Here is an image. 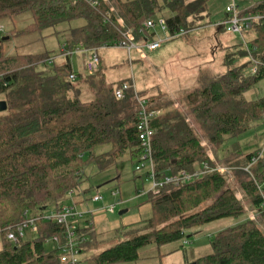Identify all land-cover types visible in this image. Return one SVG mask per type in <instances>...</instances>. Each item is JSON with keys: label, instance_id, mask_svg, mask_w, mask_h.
<instances>
[{"label": "trees", "instance_id": "1", "mask_svg": "<svg viewBox=\"0 0 264 264\" xmlns=\"http://www.w3.org/2000/svg\"><path fill=\"white\" fill-rule=\"evenodd\" d=\"M109 1L97 0V5L91 7L84 1L0 0V21L31 14L32 21L21 31L10 29L4 33L9 40L14 35H31L62 22L82 19L85 25L70 30L67 46L93 49L116 45L126 32L135 41L140 40L138 32L144 22L161 10L156 0H117L116 13L111 11ZM163 1L170 12L165 19L167 31L174 34L180 29H194L205 18L209 0ZM247 13L264 16V1L240 10V15ZM252 29L255 37L249 44L257 48V57L264 62V20ZM6 40L0 38V98L6 103V110L0 112V264H62L55 250L45 249L47 238L62 235L56 224L37 221L36 236L16 245L6 239V234L25 219V213H36L52 203L57 205L69 191L77 193L85 156L100 169L125 154L137 158L140 148L136 103L132 91L125 99L116 100L113 88L120 84L104 85L101 77L96 82L99 71L84 76L87 81L77 74L70 80L74 72L68 60L45 71L40 68L47 67L51 60L44 53L5 55ZM238 51L239 58H245V52L241 48ZM226 61L231 65L234 58L228 55ZM247 65L244 62L232 66L217 77L198 76L200 88L184 98L190 116L217 149L226 139L244 132L250 122L264 117V96L255 101L242 97L264 78V68L248 75ZM85 85L93 94L88 101L80 99ZM146 98L151 110L162 111L170 106L161 107L156 97ZM151 127L155 171L176 173L191 171L202 162L212 164L187 114L165 111L152 121ZM103 145H110V151L95 155L94 150ZM255 152L241 158L240 150L234 152L225 158L226 166H247ZM250 171L257 181H264V155ZM240 182L251 208L256 207L261 199L250 176ZM149 198L146 223L132 230L133 237L91 256V264L137 262L139 252L148 246L181 241L194 227L245 212L226 177L217 172L179 187L164 186L157 195L149 194ZM88 230L82 228L81 233ZM88 235L89 239L81 244L83 253L96 242L94 231ZM211 246V255L186 264H264V233L252 220L219 232ZM157 264L163 263L159 260Z\"/></svg>", "mask_w": 264, "mask_h": 264}, {"label": "rangeland", "instance_id": "2", "mask_svg": "<svg viewBox=\"0 0 264 264\" xmlns=\"http://www.w3.org/2000/svg\"><path fill=\"white\" fill-rule=\"evenodd\" d=\"M156 1L161 6V10L152 17L156 25L142 35L143 40L147 38L149 41H157L168 37L167 33L160 30L158 21L168 18L170 12L164 7L163 0ZM260 1L264 0H209L205 18L194 25L195 28L186 37L166 42L152 52L132 51L131 55L134 60L132 64L129 63L127 52L124 49L111 47L99 49L97 50L100 59L99 75L95 80L97 82L101 77L104 85L107 86L133 81L140 96L156 97L157 103L161 107L170 105L160 111V114L169 110L187 114L207 157L214 166H226L225 158L239 150L242 152V156H237L239 158L244 154L262 150L264 148V117L250 122L244 132L236 137L226 139L217 149L208 141L205 133L190 116L184 102L187 94L200 88L198 76L207 74L217 77L223 75L232 66H239L246 61L245 58H239L238 50L244 42L250 43L254 39L253 29L245 31L241 36L226 32L224 28L217 29L216 24L224 19L225 9L228 6L234 4L238 10H243ZM108 3L111 11L116 13L119 11L117 0H110ZM31 21L30 13L1 20L0 27L3 29V33L0 34V38L8 39L4 33L10 29H14L17 33ZM84 25L85 22L82 19H76L62 22L31 35H14L5 41L4 53L5 55L44 53L51 62L47 67L40 69L50 71L55 66L66 64L68 60L72 71L77 76H88L83 71L87 54H74L68 59L61 56L62 46L68 43L70 30L81 28ZM136 42L138 43V41ZM228 55L234 58L231 65L226 61ZM86 79L87 77H84L83 80L87 81ZM93 80L92 82H94ZM81 93L80 99L83 101L91 100L93 96L86 85L81 88ZM263 96L264 78L248 88L242 97L246 101H255ZM234 148L237 149L234 150ZM110 149V145H103L97 147L94 154H105ZM83 163L78 192H75L73 197L66 195L57 205L49 204L36 213L51 216L57 208L78 202L76 204L77 211L88 214L96 234V242L90 245L88 252L81 255V264H91L89 260L91 256L133 237L135 233L132 230H136L146 223L150 215L148 193L150 181L145 170L135 171L137 159H131L129 154L123 155L105 169H100L91 162L89 156L84 157ZM224 176L228 186L236 193L237 198L245 207V212L242 215L201 224L188 230L186 238L181 241L160 247L148 246L139 252V261L128 264H157L159 260L163 264L194 263L199 258L213 253L211 242L216 234L250 220L254 212L250 206V199L242 190L240 182L248 180L249 175L245 176L237 171ZM116 191L117 195L113 196L112 193ZM96 196L101 198L99 202L93 201ZM122 211L125 213L119 214ZM257 224L264 233V221L259 220ZM2 245L3 239L0 236V250ZM53 248L52 243L45 244L47 251Z\"/></svg>", "mask_w": 264, "mask_h": 264}, {"label": "built area", "instance_id": "3", "mask_svg": "<svg viewBox=\"0 0 264 264\" xmlns=\"http://www.w3.org/2000/svg\"><path fill=\"white\" fill-rule=\"evenodd\" d=\"M73 3L77 1H84L91 7L97 5V0H71ZM106 20V19H105ZM264 20V16L247 13L240 15V10L237 9L234 4L228 6L225 9V17L222 21L216 24V28H224L226 32L236 33L242 36L245 31L251 30L253 25L258 21ZM155 23L152 19H148L143 24V29L139 30L140 40L138 43L134 40L133 36L126 32L123 34V40L118 42L111 48H121L127 52L128 61L132 64L134 52H152L159 49L164 43L177 39L179 37H186L190 30L180 29L174 34H169L166 27V21L160 19L158 25L160 30L168 34V37L164 40L149 41L147 38L142 39V35L149 29L155 27ZM3 33V29L0 27V34ZM108 48H93L83 49L81 47H75L73 49L68 48L67 44L62 46V57L68 59L74 54L85 53L87 54L86 60L83 64V71L87 75H93L98 73L100 66V59L97 55V50ZM241 49L245 52V63H247L248 75H254L258 72L259 68H264V62H262L257 56V48L251 46L249 43L244 42ZM75 73L69 76L70 80H74ZM132 91V99L136 103V116H137V132L139 139V154L137 156V165L135 171H146V176L150 181V189L148 191L151 195H157L161 188L164 186L179 187L184 184L194 182L203 176L217 172L225 175L234 171L240 170L247 173L256 190L260 196V202L256 207H253V215L250 220L258 223L259 220L264 221V181H257L251 173V167L264 155V148L257 150L254 156L251 158L247 166L244 167H230V166H214L213 163L202 162L194 165L191 171L181 170L176 173L165 171L164 173L155 171L153 164L152 153V138L154 131L151 127L152 121L160 115L159 110H151L149 102L146 97L140 96L135 89V84L131 82H122L120 85L113 88V95L116 100H123L126 98V94ZM230 172V173H229ZM74 191H69L66 195L73 197ZM117 191L112 193L113 196L117 195ZM101 198L96 196L93 198L94 202H99ZM73 202L70 206H63L57 208L56 212L51 216H44L42 213H25V219L13 230L6 234V239L12 244H18L20 241L35 237L37 234L36 222L39 220L54 223L62 229V235L59 237L53 235L45 240V244L50 242L54 245L52 250H55L60 263L62 264H81V255L83 244L89 239V233L93 232V227L88 214L79 212L76 209V204ZM113 208L111 207V210ZM82 228L89 229L87 233H81ZM184 244L186 242L184 241Z\"/></svg>", "mask_w": 264, "mask_h": 264}, {"label": "water", "instance_id": "4", "mask_svg": "<svg viewBox=\"0 0 264 264\" xmlns=\"http://www.w3.org/2000/svg\"><path fill=\"white\" fill-rule=\"evenodd\" d=\"M6 40L7 38H3ZM6 110V103L4 101H0V112H4ZM125 211L120 212L119 214H124Z\"/></svg>", "mask_w": 264, "mask_h": 264}, {"label": "crops", "instance_id": "5", "mask_svg": "<svg viewBox=\"0 0 264 264\" xmlns=\"http://www.w3.org/2000/svg\"><path fill=\"white\" fill-rule=\"evenodd\" d=\"M134 61V60H133Z\"/></svg>", "mask_w": 264, "mask_h": 264}]
</instances>
